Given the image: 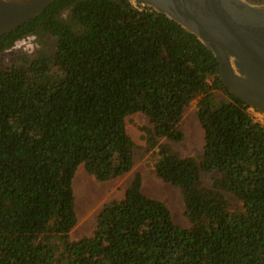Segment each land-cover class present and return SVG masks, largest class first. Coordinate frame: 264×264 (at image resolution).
<instances>
[{"label":"trees","instance_id":"obj_1","mask_svg":"<svg viewBox=\"0 0 264 264\" xmlns=\"http://www.w3.org/2000/svg\"><path fill=\"white\" fill-rule=\"evenodd\" d=\"M28 36L53 51L0 70V264H264V116L226 89L194 34L133 0H56L0 36V54ZM192 102L204 145L184 157L171 143ZM136 113L189 226L134 173L72 240L77 169L97 182L129 173Z\"/></svg>","mask_w":264,"mask_h":264},{"label":"water","instance_id":"obj_2","mask_svg":"<svg viewBox=\"0 0 264 264\" xmlns=\"http://www.w3.org/2000/svg\"><path fill=\"white\" fill-rule=\"evenodd\" d=\"M56 0H0V36ZM194 34L214 55L226 89L264 116V4L245 0H133Z\"/></svg>","mask_w":264,"mask_h":264},{"label":"rangeland","instance_id":"obj_3","mask_svg":"<svg viewBox=\"0 0 264 264\" xmlns=\"http://www.w3.org/2000/svg\"><path fill=\"white\" fill-rule=\"evenodd\" d=\"M264 1V0H260ZM53 42L48 37L38 38L28 36L20 40L11 49L0 54V70L20 63L23 57L33 58L38 52L51 53ZM195 102L187 107L183 113L180 130L184 138L179 143H171L182 156L200 154L203 151L204 134L195 116ZM258 121L262 117L254 113ZM143 126H150L148 119L140 113L126 118V131L132 139L134 149V165L129 173L107 182H97L80 166L73 179L75 198L76 224L70 232L72 240L88 236L93 230L99 210L109 201L119 199L128 188L133 174L142 177V191L151 198L157 199L168 208L172 220L181 227H188L189 223L183 214V204L180 191L158 180L153 173L154 156L144 151L145 142L140 130ZM162 142H166L162 140ZM204 176V181L208 182Z\"/></svg>","mask_w":264,"mask_h":264},{"label":"flooded vegetation","instance_id":"obj_4","mask_svg":"<svg viewBox=\"0 0 264 264\" xmlns=\"http://www.w3.org/2000/svg\"><path fill=\"white\" fill-rule=\"evenodd\" d=\"M27 38H28V37H27ZM22 40H23V39H22ZM14 46H15V45H14ZM14 46H13V47H14Z\"/></svg>","mask_w":264,"mask_h":264}]
</instances>
